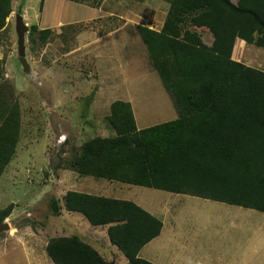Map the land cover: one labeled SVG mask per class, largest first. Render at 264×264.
Masks as SVG:
<instances>
[{"label": "trees", "instance_id": "16d2710c", "mask_svg": "<svg viewBox=\"0 0 264 264\" xmlns=\"http://www.w3.org/2000/svg\"><path fill=\"white\" fill-rule=\"evenodd\" d=\"M160 1L169 5L160 30H136L176 119L138 130L130 104L116 101L106 118L115 136L85 141L59 169L264 213V72L231 59L236 39L264 50V0ZM10 3L0 0V29ZM192 25L206 28L215 44L204 45ZM39 35L46 41L52 32ZM19 134L17 109L0 108V176ZM62 202L91 227L107 226L110 245L128 264H150L138 253L160 234L159 220L126 201L67 192ZM50 206L54 216L62 210L55 199ZM12 211L0 210V225ZM46 253L53 264H111L76 236L50 239Z\"/></svg>", "mask_w": 264, "mask_h": 264}, {"label": "rangeland", "instance_id": "374dc122", "mask_svg": "<svg viewBox=\"0 0 264 264\" xmlns=\"http://www.w3.org/2000/svg\"><path fill=\"white\" fill-rule=\"evenodd\" d=\"M96 1L97 5L87 0L76 7L74 2L47 0L43 18L48 25H55L58 19L76 24L41 29L40 0H26V4L25 0H11V12L2 20L0 108L17 109L20 134L15 154L0 176V210L12 205L10 216H32L29 220L39 227L45 224V230L51 228L48 218L54 216L52 198H61L70 187L66 178H60L59 167H65L85 141L115 136L106 122L112 103L130 104L138 130L177 117L136 30L145 26L159 31L169 5L160 0ZM239 1L243 0H231L233 4ZM17 15L28 26L24 64L17 54ZM33 26L38 32L30 33ZM43 30L52 32L46 41L39 35ZM191 31L207 47L215 44L206 28L192 25ZM240 63L264 72V50L248 46ZM80 178L91 185L95 195L110 197V192L99 189L101 185L108 189L106 180ZM129 188L130 202L157 215L174 217L183 233L172 239L171 246L179 248V240H183L185 256H191L192 262L217 259L222 264H264V213ZM3 223L10 225L7 219Z\"/></svg>", "mask_w": 264, "mask_h": 264}, {"label": "crops", "instance_id": "0c3cea01", "mask_svg": "<svg viewBox=\"0 0 264 264\" xmlns=\"http://www.w3.org/2000/svg\"><path fill=\"white\" fill-rule=\"evenodd\" d=\"M64 1V0H62ZM47 0H43L42 9L40 12L41 29H49L55 27H61L69 24L58 19L55 25H48V22L44 20L45 4ZM67 3H71L68 2ZM26 4V0H25ZM76 7H82L81 4L72 3ZM13 7V1H12ZM88 8V7H86ZM91 10H98L94 8H88ZM101 7L99 8V10ZM93 20V19H91ZM90 21V20H88ZM250 46L246 45L243 41L236 39L232 50V60L235 62H242L245 49ZM241 48V54H235V49ZM244 65H246L244 63ZM248 66V65H247ZM250 67V66H249ZM69 174V175H68ZM76 175V176H75ZM60 178H66V182L70 185L69 189L65 192H74L79 194H86L96 197H102L107 199L119 200L130 202L127 198L130 196V185H123L116 182H108V189L106 190L104 185L99 186L101 192H110V197H104L101 195H95L91 189V185L87 182H83L80 176L74 172L68 170H59ZM95 179V178H94ZM62 180V179H61ZM64 194V196H65ZM61 198L53 197L59 202L62 210L58 215L48 218L49 223L51 221V228L48 230L43 228L45 224H36V222L30 221L32 216H9L7 219L10 223L9 231L0 238V264H53L46 253V247L50 239L69 238L72 236L78 237L82 242L88 244L95 249L98 254L107 262L111 264H128L124 256L114 247L111 246L108 237V227H91L88 222L78 213L67 212L63 209V202ZM135 203V202H131ZM136 204V203H135ZM138 206V205H137ZM139 207V206H138ZM141 208V207H139ZM162 224V229L158 237L146 244L138 253L140 260L146 261L150 264H198V261L192 262L190 258L185 254L187 253L183 240L181 246L172 248V239L182 236L179 226L175 223L174 217L163 216L160 213L157 215L149 210L141 208ZM150 212V213H149ZM161 237H164L163 241H159ZM184 243V244H183ZM168 249V252H167ZM188 250V249H187ZM171 251L175 252V255H171ZM163 252L165 254H163ZM177 252V253H176ZM191 252V251H189ZM164 255V258L160 257ZM180 254V256H178ZM215 262V263H214ZM203 264H222L221 261L215 260L213 263Z\"/></svg>", "mask_w": 264, "mask_h": 264}, {"label": "water", "instance_id": "95a60500", "mask_svg": "<svg viewBox=\"0 0 264 264\" xmlns=\"http://www.w3.org/2000/svg\"><path fill=\"white\" fill-rule=\"evenodd\" d=\"M15 33L17 36V54L20 58V62L24 64V60H23L24 43H25V35L28 33V26L23 23V18L20 15H17L15 17ZM8 231H9V226L7 223H3L2 225H0V235Z\"/></svg>", "mask_w": 264, "mask_h": 264}]
</instances>
